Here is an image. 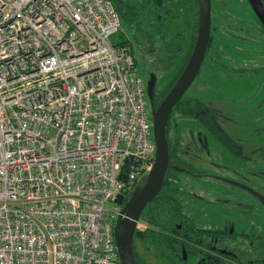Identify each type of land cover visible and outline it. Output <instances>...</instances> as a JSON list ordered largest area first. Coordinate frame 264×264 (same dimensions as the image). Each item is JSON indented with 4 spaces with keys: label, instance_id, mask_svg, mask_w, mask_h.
Here are the masks:
<instances>
[{
    "label": "built area",
    "instance_id": "built-area-1",
    "mask_svg": "<svg viewBox=\"0 0 264 264\" xmlns=\"http://www.w3.org/2000/svg\"><path fill=\"white\" fill-rule=\"evenodd\" d=\"M112 0H0V264H121V194L155 158Z\"/></svg>",
    "mask_w": 264,
    "mask_h": 264
},
{
    "label": "rangeland",
    "instance_id": "rangeland-1",
    "mask_svg": "<svg viewBox=\"0 0 264 264\" xmlns=\"http://www.w3.org/2000/svg\"><path fill=\"white\" fill-rule=\"evenodd\" d=\"M112 1L118 9L116 0ZM124 2L136 5L140 12L142 32L137 27L133 31V25L129 19L121 15V28L110 40L117 46L132 44L137 62L136 75L143 78L146 90L150 77L156 75L158 77L157 89L162 91L174 80L182 68L190 47L194 26L198 20L199 7L195 0H163L160 5H156L157 0H124ZM213 4H215L213 9L215 21L213 19L212 45L199 77L185 98L203 99L211 108L216 109L220 115V124L226 133L237 140H243L241 144L243 149L246 148V154L251 161L235 159L198 124L190 120L179 121L177 117L178 133L180 139L185 142L182 143L181 153L193 166L209 167L210 164H216L217 170H222L221 164L232 168L240 167L243 172H246V182H244L264 194V173H262L264 172V36L260 31L262 26L257 20L252 21L256 29L249 26L247 19L250 15L246 13L248 9L241 12L237 6L232 7L231 10L234 11L237 19L227 21L230 20L227 9L220 7L216 0ZM236 25L242 28H237ZM162 33L183 36L186 39L183 54L170 67L167 62V51L161 40ZM146 34L150 35L148 39ZM232 35L245 36V41L230 39ZM153 44L159 49L160 57H158L157 50L151 46ZM157 57L160 61L158 64L156 63ZM147 102L148 116L152 122V103L148 95ZM198 133L208 134L206 138L209 140L205 138L200 142ZM190 138L193 140L192 144ZM237 174L236 170L235 179H238ZM183 177L181 176L182 189L186 192L183 193L184 198L197 199L192 196L198 193L200 198L205 200L202 203L196 200L190 203L195 211L200 209L204 213V216L197 219V223L204 228H209L208 221L215 220L220 215V209L212 211L209 205L226 201L234 205L241 197L236 190L227 188L230 186L223 183L218 184V181H221L217 178L203 179L207 183L206 186V183L185 180ZM208 185L213 187H211L212 190L209 188L195 189L196 187H208ZM109 206L112 209L121 210L115 202L110 203ZM185 208L192 213V209ZM249 218L264 226V218H257L254 215L247 219ZM203 223L206 225L203 226ZM144 227L145 225L141 223L139 229ZM262 234H264V229ZM256 244L257 247L254 249L259 248L260 243ZM136 245L146 264H162L154 262L155 253L144 240L136 238Z\"/></svg>",
    "mask_w": 264,
    "mask_h": 264
},
{
    "label": "flooded vegetation",
    "instance_id": "flooded-vegetation-1",
    "mask_svg": "<svg viewBox=\"0 0 264 264\" xmlns=\"http://www.w3.org/2000/svg\"><path fill=\"white\" fill-rule=\"evenodd\" d=\"M213 1L215 0H212V27L213 19L215 21L213 15V9L215 4H213ZM216 1L220 7L227 9L228 16L230 17V20L227 21H235L237 19L234 14V11L231 10L232 7L237 6V8L241 12L243 10L248 9L246 13H248L247 15H250V18L247 19V23L250 27L255 29L257 28L252 22L254 20H257L260 23L259 19L255 15L250 5L249 0ZM136 27V23L133 24V31L134 29L136 30ZM236 27L240 29L242 28L239 25H236ZM260 31L264 36L263 27H261ZM232 38L240 42L245 41V36L241 37L239 35H232L230 39ZM155 40L156 39H154V41ZM250 42L253 44L252 41ZM151 46H153V48L157 50L158 57H160L159 49H157L154 44ZM158 57L156 60L157 64L160 62ZM185 96L182 100H193L194 102H199V104L202 105V108L197 116L199 118L205 119L206 121L205 123H202L196 117L179 114L178 111L175 110L176 107L173 109L168 127H170L171 124L172 134H174L175 137L180 140L181 145L178 154L180 155V158L182 159L184 164V167L180 168L184 170L181 176H184L183 178L185 180H193L198 183H206L205 181H203V179L205 178H217V180L221 181H218V184L223 183L230 186L227 188L236 190L241 197H239V199L237 200V204L234 205H231V203L227 201L219 204L209 205L212 211L220 209V215L218 216V218L215 220L208 221L207 226H209V228H204L197 223V219L204 216V213H202L200 209L195 211L194 208L190 205V203L195 202V200L198 203L205 202L203 198H200V195L198 193L192 196L196 197L197 199H186L184 198V192L180 194L182 199V209L178 215L179 220H172L170 219L169 215H166L164 217V222L159 223V221L154 220L150 216V207L148 206L144 211L143 215L141 216L139 226L141 223L145 225V227L141 229L142 233L145 230H149L153 233V235L150 236V240H144L142 238L140 239L144 240V242H146L152 247L155 253V263L160 262L162 264H264V234H262L264 226L258 224L255 220H252L250 218L247 219L248 217H252L253 215L257 218H264V194L256 190V188L254 189V187H252L251 185L245 183L246 172H243V169L240 167L235 166L232 168L230 166H223L221 164L222 170H217L215 167L216 164H210L209 167H200L196 165L193 166L191 162L188 161V159H185L182 156L181 146L182 143L185 142L180 139L181 137L178 133L179 129L176 118L178 117L177 119H179V121L190 120L193 123L198 124L205 132L210 134L213 139L216 140L228 153L233 155L235 159L239 161L242 160L248 162L251 161V158L246 154V148L243 149V146L241 144L243 140H237L235 137L226 133L222 124H220V115L218 114L217 110L211 108L207 104V102L205 103V100L189 99L185 98ZM219 131L220 133L222 132L221 134H227L229 138L236 144V146L231 144L230 141H224V139H221V134L219 133ZM207 135L203 133L197 134V136L200 138V142L203 141ZM192 137H194L193 134ZM206 140H209V138H206ZM192 141L193 140L191 139V144L193 143ZM236 170L238 173V179H235ZM137 186L138 185H136L132 190L128 192V194H126L125 203H127V201L130 199L131 194L137 189ZM211 187L208 185V187H196L195 189H211ZM188 189H190V187H188ZM195 189H193V191ZM252 191L259 193L260 195H262L263 198L259 199L252 193ZM185 207H188V209L190 208V210L192 209V213L188 212ZM256 213H258L259 215ZM155 218H157V216H155ZM205 225L206 223H203V226ZM139 226L137 231H140ZM162 241L163 246L161 248L159 243H161ZM256 243H260V245L259 248L254 249L255 247H257ZM248 244L253 246H249ZM134 246L139 259L143 264H146L140 254L138 246L136 245V238L134 240Z\"/></svg>",
    "mask_w": 264,
    "mask_h": 264
},
{
    "label": "water",
    "instance_id": "water-1",
    "mask_svg": "<svg viewBox=\"0 0 264 264\" xmlns=\"http://www.w3.org/2000/svg\"><path fill=\"white\" fill-rule=\"evenodd\" d=\"M249 2L264 33V3L262 0H249ZM198 4L199 26L194 50L182 75L158 108L155 107L158 77L152 75L147 83V95L152 103V127L156 152L145 184L139 186L131 194L127 203H125L126 194L119 195L116 200L121 210L115 224L114 236L121 264H137L134 255V240L141 216L162 191L170 168L167 128L171 114L198 78L207 56L212 33V0H198ZM179 171L184 170L179 169ZM252 193L259 199L263 198L257 192L252 191Z\"/></svg>",
    "mask_w": 264,
    "mask_h": 264
},
{
    "label": "trees",
    "instance_id": "trees-1",
    "mask_svg": "<svg viewBox=\"0 0 264 264\" xmlns=\"http://www.w3.org/2000/svg\"><path fill=\"white\" fill-rule=\"evenodd\" d=\"M151 1V0H149ZM163 0H157L156 5H160ZM119 8L117 11L120 13H123L120 15H123L129 19V22L133 24L136 23L137 28L140 32L142 30L140 29V12L137 9L136 5H130L129 3H125L124 0H116ZM264 3V0H262ZM148 3V2H147ZM196 5L199 7L198 0H195ZM199 16L198 20L194 26L193 35L191 36L190 41V47L187 53V56L185 58V61L182 65V68L179 70L178 74L175 76L174 80L162 91L156 89V95H155V107L158 108L160 104L164 101L166 96L169 94L171 89L174 87L180 76L182 75L185 67L187 66L189 59L192 55V52L194 50L196 40H197V33H198V26H199ZM150 35L146 34L147 39ZM154 38V37H153ZM155 39V38H154ZM163 46L166 48L167 51V62L168 66H172V64L177 61L181 55L184 52V46L186 44V39L183 36H171L168 33L164 34L162 33ZM212 45V36L210 39L209 49ZM207 52V56H208ZM202 108V105L199 104V102H194L193 100H181L175 110L178 111L181 115H188L192 117H196L198 120H200L202 123H205V119L199 118L197 115L200 112ZM220 133V131H219ZM222 133V132H221ZM220 133V134H221ZM218 134V135H220ZM221 139L230 141L231 144L236 146V144L229 138V136L225 133L221 134ZM167 138L169 141V147H170V168L167 172L164 186L162 188V191L159 193L157 198L155 199L154 203L150 204V216L156 220L159 221V223L164 222V217L169 215L170 219H178V215L182 209V199L180 194L185 191L182 190V181H181V175L183 174V171H179L180 168L184 167L183 161L180 158V155L178 154L180 151V140L175 137L174 134H172V126L170 124V127L167 129ZM147 180V177L140 183L137 188L140 186H143ZM180 191V192H179ZM157 216V218H155ZM179 220V219H178ZM153 235L152 232L149 230H145L143 233L138 230L135 238H142L146 240H150V236ZM160 244V247L163 246V241ZM134 255L135 260L137 264H143L141 260L139 259L135 246H134Z\"/></svg>",
    "mask_w": 264,
    "mask_h": 264
},
{
    "label": "bare ground",
    "instance_id": "bare-ground-1",
    "mask_svg": "<svg viewBox=\"0 0 264 264\" xmlns=\"http://www.w3.org/2000/svg\"><path fill=\"white\" fill-rule=\"evenodd\" d=\"M137 63V62H136ZM205 63V62H204ZM204 65V64H203ZM203 67V66H202ZM201 71H202V68H201ZM201 71H200V73H201ZM200 73H199V75H200ZM199 77V76H198ZM197 80V79H196Z\"/></svg>",
    "mask_w": 264,
    "mask_h": 264
}]
</instances>
